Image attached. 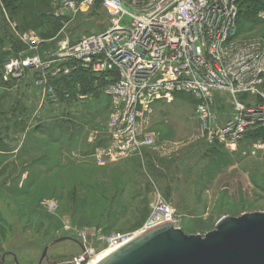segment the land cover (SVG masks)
<instances>
[{"label": "rangeland", "instance_id": "obj_1", "mask_svg": "<svg viewBox=\"0 0 264 264\" xmlns=\"http://www.w3.org/2000/svg\"><path fill=\"white\" fill-rule=\"evenodd\" d=\"M58 4L0 0V72L8 59L36 52L52 58L61 51V40L72 43L106 30L98 5L70 21L54 16ZM245 4L256 14L249 24L239 22L240 33L264 38L259 18L264 0ZM35 10L44 22H34ZM30 34L41 40L37 51L21 41ZM65 65V74L58 63L52 70L50 82L60 89L53 103L34 86L31 74L19 82L0 80V257H14L5 256L2 264L14 259L38 264L45 249L42 264L91 258L107 248L96 243L99 236L142 230L155 196L176 211L186 235L204 236L225 216L264 212V132L235 148H211L195 136L194 100L172 94L152 106L148 130L155 136L154 148L122 158L96 157V148L106 143L107 83L70 86L75 69L69 68L76 63L67 59ZM215 96L230 100L227 93ZM218 106L214 111L222 113ZM257 143L260 147L249 155L248 148ZM48 202L55 203V211L47 210ZM80 231L87 233L84 249ZM65 237L71 240L59 241Z\"/></svg>", "mask_w": 264, "mask_h": 264}, {"label": "built area", "instance_id": "obj_2", "mask_svg": "<svg viewBox=\"0 0 264 264\" xmlns=\"http://www.w3.org/2000/svg\"><path fill=\"white\" fill-rule=\"evenodd\" d=\"M246 1L58 0L54 16L70 21L98 5L106 30L72 43L61 40L64 52L58 50L56 58L36 52L8 59L1 66L0 80L19 82L31 74L34 86L53 103L58 90L50 78L57 63L63 74L69 59L76 63L69 70L79 67L94 77L103 76L110 114L104 126L105 147L96 148V157L122 158L154 148L148 118L154 103L172 94L194 100L199 140L211 148H235L264 132V38L239 31L241 4ZM259 18L264 22V13ZM21 41L36 51L42 44L35 34L24 35ZM224 93L229 101L215 96ZM217 104L222 113L214 111ZM256 147L258 143L249 147L248 154ZM46 208L53 212L56 205L48 202ZM164 223L181 229L176 211L155 196L145 226L137 233ZM130 236L102 235L96 243L107 248L125 245ZM77 237L84 249L87 233L80 231ZM88 259L85 255L74 264Z\"/></svg>", "mask_w": 264, "mask_h": 264}, {"label": "water", "instance_id": "obj_3", "mask_svg": "<svg viewBox=\"0 0 264 264\" xmlns=\"http://www.w3.org/2000/svg\"><path fill=\"white\" fill-rule=\"evenodd\" d=\"M174 226H155L96 264H264V212L225 216L204 236ZM64 240L71 239H59Z\"/></svg>", "mask_w": 264, "mask_h": 264}, {"label": "trees", "instance_id": "obj_4", "mask_svg": "<svg viewBox=\"0 0 264 264\" xmlns=\"http://www.w3.org/2000/svg\"><path fill=\"white\" fill-rule=\"evenodd\" d=\"M245 3H246V2H243V3L241 4V8H242L241 17H242L243 20H242V19L239 20V22L241 21V23H242L243 25H244V24H249V22H250L249 17H252V18H253L254 15L256 14V12H255V8H254L253 6H251L250 4H245ZM35 11L38 13V15H37L36 17H34V18H35V19H34V22L37 23L38 20L44 22L43 17H42V14H40V12H39L38 10H35ZM244 11H245V18H246V19L243 18V15H244L243 12H244ZM51 16H52V15H51ZM251 21H252V19H251ZM2 62H3V61H1L0 64H1ZM76 70H77V71H76ZM64 78H65V77H61V78L58 80V82L63 81ZM69 80H70V81H69L70 86H71L73 83H80L81 86H83V85H90V86H91V84L96 85V83H98V82H100V81H105V82L107 83V81L104 79L103 76H101V77H94V76L91 75L90 72H88V71H86V70H83V69H81V68H79V67L75 69L74 74H72V75L70 76ZM52 83H53V85L57 88V90H58V96H59V94H60V89H59V87L57 86L55 80H54ZM69 83H68V84H69ZM55 84H56V85H55ZM69 92H71V91H70V88H69ZM69 98H72L71 95H69Z\"/></svg>", "mask_w": 264, "mask_h": 264}, {"label": "bare ground", "instance_id": "obj_5", "mask_svg": "<svg viewBox=\"0 0 264 264\" xmlns=\"http://www.w3.org/2000/svg\"><path fill=\"white\" fill-rule=\"evenodd\" d=\"M140 233V232H139ZM136 233L133 234L129 237V241H131L132 239L138 237L140 234ZM121 245L123 244H116L113 245L111 247L105 248L104 250H102V252L93 255L91 258H89V260H87L86 264H96L99 261H101L104 257L108 256L109 254H111L112 252H114L115 250H117ZM77 264H80L79 262H77Z\"/></svg>", "mask_w": 264, "mask_h": 264}, {"label": "flooded vegetation", "instance_id": "obj_6", "mask_svg": "<svg viewBox=\"0 0 264 264\" xmlns=\"http://www.w3.org/2000/svg\"><path fill=\"white\" fill-rule=\"evenodd\" d=\"M45 250L47 251V249H45ZM8 255H10L12 258H14L12 254H7L5 256H8ZM5 256L0 257V264H2L5 261Z\"/></svg>", "mask_w": 264, "mask_h": 264}]
</instances>
